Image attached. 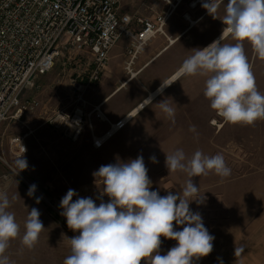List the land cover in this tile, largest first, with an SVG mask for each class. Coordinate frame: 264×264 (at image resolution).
<instances>
[{"label": "rangeland", "instance_id": "374dc122", "mask_svg": "<svg viewBox=\"0 0 264 264\" xmlns=\"http://www.w3.org/2000/svg\"><path fill=\"white\" fill-rule=\"evenodd\" d=\"M141 1L155 5L154 9L142 10L141 13L148 16L169 9L163 0ZM192 1L172 0L177 7L168 18L164 33L148 41L136 57L133 58L131 53L129 39L121 38L118 41L110 52L100 80L87 94L90 109L109 97L100 107L101 111L113 122L124 117L170 73L178 70L197 49H202L223 32L225 25L221 19L226 14L228 0H212L217 5L214 17L200 2L195 8L189 9ZM206 2L210 3L211 0ZM125 9L122 7L121 11L134 13L133 10ZM186 14L197 23L191 25ZM171 39H175V42L170 43ZM238 42L231 34L221 41L222 44L230 45ZM242 43L257 90L264 95V59L258 56L250 42L245 40ZM157 53L159 55L149 62ZM86 60L85 56H79L75 63L70 64L65 62L64 57L58 58L54 67L47 74L39 76L35 86L23 95L25 104L35 100L39 104L28 107L19 119H9L0 124V195L6 194L9 202L13 201L15 206L23 201L20 209L23 208L24 213L14 214L19 232L22 228L26 229L29 216L26 209L29 204V212L33 208L38 209L44 227L52 229L51 232L39 234L38 241L32 247L34 250L31 248L29 264L43 263L38 257L39 249L44 242L53 244L54 228H62L63 249L67 250L70 249L68 238L79 234L69 229L60 207L69 189L77 193L73 201L80 197H91L97 205L101 200L105 203L109 201V197L103 193L102 178L93 175L102 165L128 162L142 156L152 182L150 191H158L160 196H166L169 192L183 195L189 177L184 171H169L165 164L166 155L173 154L177 149L183 150L186 160H190L196 151L209 157L221 154L226 166L231 169V175L221 178L214 171H209L207 175L193 177L199 192L188 198L204 196L202 204L195 200L190 202V210L199 212L207 219L215 217L219 222H223L233 211L231 186L234 190H244L257 185L254 190L261 191L264 178V119L245 125L226 122L219 116L204 95L206 80L212 73L181 75L128 121L125 128L112 135L102 148L93 146L91 129L88 127L80 138L73 140L46 123L45 116L70 99L69 78ZM133 73L137 75L132 77ZM164 100L175 109L174 122L158 105ZM93 118L95 133L104 134L109 128L108 121H100L95 113ZM193 125L194 132L190 131ZM26 134L27 151L17 155L18 146L13 139ZM152 156L156 157L158 163L152 162ZM21 157L26 159L28 165L22 171L16 164ZM31 185H35L36 189L29 196ZM255 216L258 217L257 226H261V214ZM173 225L178 231L184 227L175 222ZM160 239L161 244L166 243L165 237L161 236ZM234 243L239 246L241 240Z\"/></svg>", "mask_w": 264, "mask_h": 264}, {"label": "clouds", "instance_id": "9594fccd", "mask_svg": "<svg viewBox=\"0 0 264 264\" xmlns=\"http://www.w3.org/2000/svg\"><path fill=\"white\" fill-rule=\"evenodd\" d=\"M202 7L214 17L217 5L212 0L204 2ZM221 20L225 25L221 37L197 49L183 62L178 74L212 73L204 91L211 108L226 122L252 125L264 119V95L257 90L242 42H250L264 59V0H228ZM225 32L239 42L222 44ZM169 85L162 82L157 94H162ZM152 99L153 96L144 99V106L151 104ZM158 105L174 122L175 109L167 100ZM190 131H195L194 125L190 126ZM150 159L158 163L155 156ZM16 164L20 171L28 167L23 157ZM165 164L169 171L187 173L189 179L183 195L169 192L160 196L158 191H150L152 182L142 156L128 162L102 165L93 173L102 178L103 193L109 197L107 203L101 200L97 205L91 197L73 201L77 193L69 189L60 207L69 229L79 234L68 238L71 255L65 258L64 264H141L142 260L147 264H193L194 258L208 256L213 250L214 236L204 226L200 213L190 210L193 200L204 203V196L188 199L199 192L192 178L207 175L209 171L226 178L231 175V169L221 154L209 157L196 151L186 160L181 149L166 155ZM35 189L36 186L31 185L28 195L32 196ZM9 206L7 195H0V264H7L8 258L3 254L9 242L19 234L14 214L6 211ZM39 217V210L33 208L26 221L22 243L29 249L34 247L44 229ZM173 222L184 225L183 229L174 230ZM161 236L177 241L165 255L158 251Z\"/></svg>", "mask_w": 264, "mask_h": 264}, {"label": "built area", "instance_id": "2783aa9c", "mask_svg": "<svg viewBox=\"0 0 264 264\" xmlns=\"http://www.w3.org/2000/svg\"><path fill=\"white\" fill-rule=\"evenodd\" d=\"M148 16L122 12L123 0H0V124L19 119L37 100L25 104L26 90L33 88L39 76L47 74L60 57L75 63L79 56L86 61L69 78V100L47 114L45 122L73 140L91 129L93 146L102 148L107 135L125 128V117L111 122L100 109H90L88 92L100 80L111 50L121 38L130 40L133 58L159 33L174 11ZM206 0H194L195 7ZM187 15V14H186ZM185 15V16H186ZM28 102V101H27ZM108 121L109 128L98 135L93 115ZM25 136L13 139L17 155L27 151Z\"/></svg>", "mask_w": 264, "mask_h": 264}, {"label": "crops", "instance_id": "0c3cea01", "mask_svg": "<svg viewBox=\"0 0 264 264\" xmlns=\"http://www.w3.org/2000/svg\"><path fill=\"white\" fill-rule=\"evenodd\" d=\"M189 6H190L189 9H193L196 6H198V4L195 7H192L191 5ZM122 7L123 8L126 7L127 10H133L134 13L135 12L141 13L143 9H148V8L154 9L155 5L153 4L148 5L145 1L142 2L141 0H123ZM173 7L174 9H176L177 4L173 3ZM125 13H129V12H125ZM190 21H191V25L197 23V21L191 18ZM193 21H195V23H193ZM221 34L222 33H220L218 36H220ZM218 36H216L206 46L212 43ZM225 37L226 35L223 37V39ZM174 42L175 39L170 40V43H174ZM157 55H159V53L154 55L149 62H151ZM179 69L173 73H170L162 82L169 81V84L171 85L176 79H178L181 76L178 75L176 78L170 81L171 78L179 71ZM136 75L137 74L135 73L133 77H135ZM162 82H160V84L150 93L152 94L154 91H156V89L160 87ZM169 86L165 87L163 91H165ZM150 93L144 99L148 98L150 96ZM159 95L160 94H156L153 97L152 101ZM107 99L101 102L100 107L105 104ZM146 106L147 105H145L141 110H143ZM141 110H139L132 118H134ZM232 181L235 180H230L229 182ZM254 187H257V185ZM254 187L251 189L246 188L244 190L242 188H239L240 190L235 188L234 190L232 186L229 188L231 190V195L233 198L231 204V208L233 211H230V214H228L224 218L223 222H219L215 217L213 218L212 216H210L208 219L205 218V216L202 217L203 224L207 228L209 234L214 236L213 250L206 257H201L199 259L194 258L193 264H264V178L262 180L260 192L257 189L254 190ZM21 203H23L22 200ZM20 205L15 206L12 201L10 202V206L6 209V211L13 214H23L24 209L23 208L20 209ZM29 207L30 204L27 206L26 209L27 214H29ZM257 214H261V218H262L261 226H257V224L259 223L257 222L258 217L255 216ZM174 229L178 231L177 227ZM25 231L26 229L22 228L18 236L15 239H13L14 241L12 240L9 243V246L6 248L3 256H6L8 258L7 264H29L31 249H29L27 246H25L22 243V238L23 235L25 234ZM51 231L52 229L46 226L40 232V234H45L46 232H51ZM61 233H62L61 227L54 228L53 244L51 245V243H47V242L41 244L40 247L41 249H39L40 255L38 257L43 262L42 264H64L65 258L71 255V248L69 250L63 249ZM165 240L166 243L161 244L158 250L161 255L167 254V252L177 244L174 242V240L166 239V238ZM238 240H241L239 246H237L238 243L236 244L234 243V242H238ZM218 243H222V244L218 245ZM33 248L32 250H34ZM67 252H69V254H67ZM141 264H147V262L145 260H142Z\"/></svg>", "mask_w": 264, "mask_h": 264}, {"label": "bare ground", "instance_id": "6f19581e", "mask_svg": "<svg viewBox=\"0 0 264 264\" xmlns=\"http://www.w3.org/2000/svg\"><path fill=\"white\" fill-rule=\"evenodd\" d=\"M186 18H189L190 19V15H186L185 16ZM193 23H195V21H193ZM228 33H224V36L225 35H227ZM222 35V34H221ZM221 35L220 36H218L215 40H218L220 37H221ZM214 40V41H215ZM211 44V43H210ZM207 47V46H206ZM179 71L171 78V80L170 81H172L174 78H176L179 74ZM137 74V73H136ZM135 75V73H133V75H132V77ZM168 81V80H167ZM167 83H169V81L167 82ZM159 88V87H158ZM157 90V89H156ZM157 94V91H154L152 94L150 93V96H155ZM144 101V100H143ZM143 101H141L135 108H133L132 110H130L126 115H125V120H130L139 110H141L143 107H144V103H143ZM112 136V135H111ZM111 136H106L107 137V139H109Z\"/></svg>", "mask_w": 264, "mask_h": 264}]
</instances>
